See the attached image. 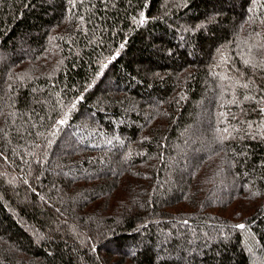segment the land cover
I'll list each match as a JSON object with an SVG mask.
<instances>
[{
  "label": "trees",
  "instance_id": "trees-1",
  "mask_svg": "<svg viewBox=\"0 0 264 264\" xmlns=\"http://www.w3.org/2000/svg\"><path fill=\"white\" fill-rule=\"evenodd\" d=\"M187 262L264 264V0H0V264Z\"/></svg>",
  "mask_w": 264,
  "mask_h": 264
},
{
  "label": "rangeland",
  "instance_id": "rangeland-1",
  "mask_svg": "<svg viewBox=\"0 0 264 264\" xmlns=\"http://www.w3.org/2000/svg\"><path fill=\"white\" fill-rule=\"evenodd\" d=\"M106 83H109V82L106 81ZM198 118H201V115H199ZM83 138H84V135H83ZM176 165H177V164H176ZM176 165H175V167H177ZM63 166H64V165H62L61 167H63ZM178 167H179V165H178ZM187 264H189V262H187Z\"/></svg>",
  "mask_w": 264,
  "mask_h": 264
},
{
  "label": "snow or ice",
  "instance_id": "snow-or-ice-1",
  "mask_svg": "<svg viewBox=\"0 0 264 264\" xmlns=\"http://www.w3.org/2000/svg\"><path fill=\"white\" fill-rule=\"evenodd\" d=\"M238 227H240V228H243V227H244V225H238Z\"/></svg>",
  "mask_w": 264,
  "mask_h": 264
}]
</instances>
